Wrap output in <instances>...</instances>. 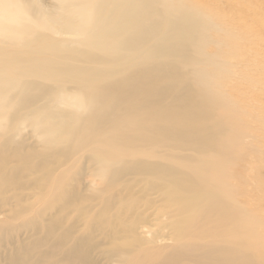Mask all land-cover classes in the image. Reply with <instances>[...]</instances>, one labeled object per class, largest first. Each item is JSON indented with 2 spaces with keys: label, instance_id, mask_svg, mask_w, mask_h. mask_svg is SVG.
I'll return each mask as SVG.
<instances>
[{
  "label": "bare ground",
  "instance_id": "1",
  "mask_svg": "<svg viewBox=\"0 0 264 264\" xmlns=\"http://www.w3.org/2000/svg\"><path fill=\"white\" fill-rule=\"evenodd\" d=\"M186 1L0 0V264H264L220 86L253 14Z\"/></svg>",
  "mask_w": 264,
  "mask_h": 264
},
{
  "label": "rangeland",
  "instance_id": "2",
  "mask_svg": "<svg viewBox=\"0 0 264 264\" xmlns=\"http://www.w3.org/2000/svg\"><path fill=\"white\" fill-rule=\"evenodd\" d=\"M241 1L245 11L248 14H253L250 16L253 20L245 17L238 19L243 25L240 33L244 37L242 42L238 43V50H243L245 64L241 66L242 68L234 70L236 73L239 71L237 76H231L232 74L229 72L226 76H221L222 80H219L220 86H223V90L228 91L227 94L230 97L228 110L231 116H229V120L232 119L235 123H244V129L249 131L248 144L256 149L250 152L252 158H248L245 162L244 180L248 195L250 193L249 198L252 200L250 202L251 210L259 219L257 222L255 218H252V228L257 236V239L254 237L253 240L264 242V0ZM186 2L192 8L204 5L207 8L206 11H211L210 15L231 19L230 14L222 6H213V4H217L213 0H187ZM216 6L217 8H214ZM233 20L236 22L235 19ZM236 59H239V54H236ZM245 73L247 74L245 75ZM224 86L228 87L224 88ZM242 111L246 114L241 120L237 116Z\"/></svg>",
  "mask_w": 264,
  "mask_h": 264
}]
</instances>
